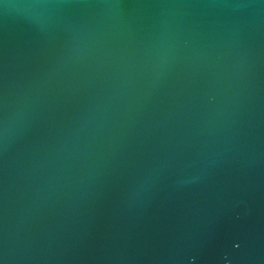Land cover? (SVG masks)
Returning <instances> with one entry per match:
<instances>
[{"label":"water","instance_id":"95a60500","mask_svg":"<svg viewBox=\"0 0 264 264\" xmlns=\"http://www.w3.org/2000/svg\"><path fill=\"white\" fill-rule=\"evenodd\" d=\"M0 264H264V0H0Z\"/></svg>","mask_w":264,"mask_h":264}]
</instances>
